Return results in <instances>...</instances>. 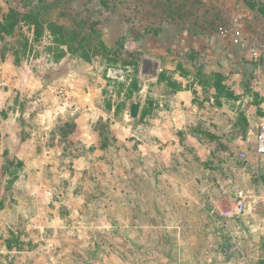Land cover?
Returning <instances> with one entry per match:
<instances>
[{"label": "rangeland", "instance_id": "374dc122", "mask_svg": "<svg viewBox=\"0 0 264 264\" xmlns=\"http://www.w3.org/2000/svg\"><path fill=\"white\" fill-rule=\"evenodd\" d=\"M263 38L264 0H0V264H138L157 171L264 203Z\"/></svg>", "mask_w": 264, "mask_h": 264}, {"label": "crops", "instance_id": "0c3cea01", "mask_svg": "<svg viewBox=\"0 0 264 264\" xmlns=\"http://www.w3.org/2000/svg\"><path fill=\"white\" fill-rule=\"evenodd\" d=\"M155 175V189H147L140 203L150 205H144L146 216L124 226L125 242L139 250L138 264H264V203H243L242 213L237 203H193L182 198L185 186H177L173 176L165 189L167 175Z\"/></svg>", "mask_w": 264, "mask_h": 264}, {"label": "built area", "instance_id": "2783aa9c", "mask_svg": "<svg viewBox=\"0 0 264 264\" xmlns=\"http://www.w3.org/2000/svg\"><path fill=\"white\" fill-rule=\"evenodd\" d=\"M226 36V33H225ZM252 69L256 71L258 78L264 80V38L253 44L249 53ZM256 153L264 158V121L259 125L258 131L255 136ZM240 199L238 200L236 210L239 213L244 212V202L242 201L243 193H239Z\"/></svg>", "mask_w": 264, "mask_h": 264}, {"label": "water", "instance_id": "95a60500", "mask_svg": "<svg viewBox=\"0 0 264 264\" xmlns=\"http://www.w3.org/2000/svg\"><path fill=\"white\" fill-rule=\"evenodd\" d=\"M140 106H141L140 102L133 103L131 105V108H130V117L131 118H137V116L139 114Z\"/></svg>", "mask_w": 264, "mask_h": 264}, {"label": "trees", "instance_id": "16d2710c", "mask_svg": "<svg viewBox=\"0 0 264 264\" xmlns=\"http://www.w3.org/2000/svg\"><path fill=\"white\" fill-rule=\"evenodd\" d=\"M15 25H16L15 22H13V23L11 24L12 27H14Z\"/></svg>", "mask_w": 264, "mask_h": 264}]
</instances>
